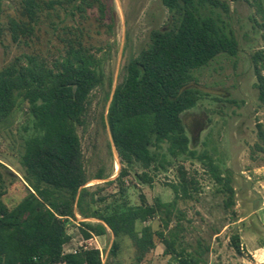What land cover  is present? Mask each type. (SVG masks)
<instances>
[{"label": "trees", "instance_id": "trees-1", "mask_svg": "<svg viewBox=\"0 0 264 264\" xmlns=\"http://www.w3.org/2000/svg\"><path fill=\"white\" fill-rule=\"evenodd\" d=\"M169 11L166 27L153 29L150 41L124 66L122 80L111 93L106 123L118 151L121 171L107 182L118 183L120 201L95 207L104 200L98 191L87 186L91 180L78 128L87 126L89 107L94 93L104 89L106 78L101 49L85 45L83 33L67 42L58 58L41 54H23L0 67V136L20 107L28 106L36 134L26 139L20 156L22 178L0 162V264H117L119 243L114 240L104 262L100 250L81 249L64 253L71 241L68 224L75 221L85 240L104 236L109 230L116 238L128 237L135 250V264H141L157 247L164 245V255L175 264H208L210 245L203 239L184 240L186 214L179 201L194 199L200 190L196 177L178 163V181L170 183L174 200L149 203L141 195L138 205L126 199L124 179L135 172L144 184L152 185L159 172L177 162L202 163L211 179L227 195L225 207L235 205L231 173L208 151L191 147L183 121L184 113L196 108L204 98L195 71L208 66L222 54L235 57L239 42L231 26L215 10L228 13L223 0H160ZM249 1V0H247ZM256 8L253 20L264 27V0H251ZM110 0H21L26 20L12 21L15 41L34 33L45 15L60 17L69 7L84 14L98 8L107 18ZM259 100L264 104V50L253 57ZM264 141V130L259 126ZM259 150L262 147L256 144ZM142 172H138L137 168ZM153 173V174H151ZM98 179L103 174L97 175ZM21 184L24 196L10 198L11 186ZM78 216L82 220L78 219ZM159 220L160 228L150 224ZM138 224L142 226L138 229ZM235 251L242 254L238 235L231 238Z\"/></svg>", "mask_w": 264, "mask_h": 264}, {"label": "rangeland", "instance_id": "rangeland-1", "mask_svg": "<svg viewBox=\"0 0 264 264\" xmlns=\"http://www.w3.org/2000/svg\"><path fill=\"white\" fill-rule=\"evenodd\" d=\"M229 11L215 10L233 29L239 42L237 56L226 54L216 57L208 66L195 71L196 81L191 86L203 92L198 106L183 115L191 147L197 151L208 150L223 172H229L235 189V205L226 208L227 195L211 179L206 167L197 161L177 162L167 171L159 172L152 185L144 184L135 172L124 179L126 199L138 205L141 195L149 203L174 200L170 183L178 181V163L183 164L199 182L200 190L194 199L179 201L186 214L184 240L195 243L203 239L210 245L208 264H264V141L259 137L264 130V104L256 88L253 55L264 50V27L253 20L256 8L249 0H223ZM170 13L160 0H110L107 18H102L97 7L81 14L68 8L60 17L43 16L35 25L34 33L15 41L10 23L26 20L22 16L21 0H0V67L10 64L23 54H41L50 59L64 52L67 42L83 33V43L101 49L99 57L106 78L104 89L94 93L89 107L87 126L79 127L85 165L91 180L87 186L104 198L95 207L120 201L118 183L109 184L121 171L118 151L106 123L109 102L105 94L121 82L124 66L147 47L153 29L164 28ZM259 24L262 19L256 16ZM264 75V70H263ZM28 106L21 102L11 124L1 130L0 162L22 178L20 156L23 143L34 136V119L27 114ZM259 144L262 150L256 147ZM140 173L142 169L139 167ZM103 174L102 179L97 175ZM153 174V173H151ZM21 184L11 186L8 196H24ZM81 218V217H80ZM82 219V218H81ZM154 230L160 228L159 220L150 222ZM138 224V229L141 227ZM68 232L71 244H78L82 235L77 222L70 221ZM238 235L242 254L235 251L231 238ZM117 240L119 251L113 260L117 264H135V250L128 237L116 238L112 232L98 239L107 261L112 243ZM95 244V243H94ZM164 245L157 239V247L141 264H175L163 253Z\"/></svg>", "mask_w": 264, "mask_h": 264}, {"label": "built area", "instance_id": "built-area-1", "mask_svg": "<svg viewBox=\"0 0 264 264\" xmlns=\"http://www.w3.org/2000/svg\"><path fill=\"white\" fill-rule=\"evenodd\" d=\"M79 220H82L80 218V216H78ZM78 224V223H77ZM97 236H93L92 238L85 240L83 237L81 238V241L78 242V244L74 243L71 244V241L69 243H67L64 246V253H77L78 251H80L81 249H86V248H96L98 250H100L101 252V256L103 258V250L102 247L100 246L99 242L97 241ZM95 243V244H94Z\"/></svg>", "mask_w": 264, "mask_h": 264}, {"label": "crops", "instance_id": "crops-1", "mask_svg": "<svg viewBox=\"0 0 264 264\" xmlns=\"http://www.w3.org/2000/svg\"><path fill=\"white\" fill-rule=\"evenodd\" d=\"M77 225H78V224H77ZM109 231H110V230H109ZM110 232H111V231H110ZM113 235H114V234H113ZM104 236H105V235H104ZM104 236H97V238H96L97 241H98L99 238L104 237ZM71 242H72V239H71Z\"/></svg>", "mask_w": 264, "mask_h": 264}]
</instances>
